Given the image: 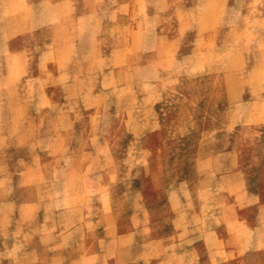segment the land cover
Listing matches in <instances>:
<instances>
[{
    "label": "rangeland",
    "instance_id": "obj_1",
    "mask_svg": "<svg viewBox=\"0 0 264 264\" xmlns=\"http://www.w3.org/2000/svg\"><path fill=\"white\" fill-rule=\"evenodd\" d=\"M0 264H264V0H0Z\"/></svg>",
    "mask_w": 264,
    "mask_h": 264
},
{
    "label": "crops",
    "instance_id": "obj_2",
    "mask_svg": "<svg viewBox=\"0 0 264 264\" xmlns=\"http://www.w3.org/2000/svg\"><path fill=\"white\" fill-rule=\"evenodd\" d=\"M128 235H123V237H127Z\"/></svg>",
    "mask_w": 264,
    "mask_h": 264
}]
</instances>
